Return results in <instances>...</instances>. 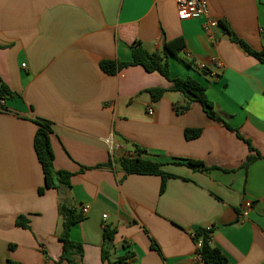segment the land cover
<instances>
[{
	"label": "crops",
	"instance_id": "1",
	"mask_svg": "<svg viewBox=\"0 0 264 264\" xmlns=\"http://www.w3.org/2000/svg\"><path fill=\"white\" fill-rule=\"evenodd\" d=\"M208 9L264 51V0H208ZM203 25L202 18L180 21L176 0H0V77L14 94L0 106L1 264H56L63 253L61 197L56 189L38 193L45 177L34 149L36 118L51 123L55 169L73 174L68 203L89 210L70 233L83 248L77 264H204L191 232L212 227L231 264H264V63L221 24L210 32ZM178 38L186 47L167 54L171 77L205 86L232 130L198 102L178 114L187 104L182 93L154 102L148 90L172 87L159 73L131 66L108 75L100 67L131 62L135 41L165 55V42ZM191 129L202 132L188 141ZM136 146L174 176L164 193L161 177L124 172L121 161L136 156ZM249 156L257 159L244 168ZM20 216L29 230L16 226ZM107 226L116 233L105 261Z\"/></svg>",
	"mask_w": 264,
	"mask_h": 264
},
{
	"label": "trees",
	"instance_id": "2",
	"mask_svg": "<svg viewBox=\"0 0 264 264\" xmlns=\"http://www.w3.org/2000/svg\"><path fill=\"white\" fill-rule=\"evenodd\" d=\"M225 29L230 40L238 44L247 54L253 56L261 63H264V51L258 52L253 50L245 41L240 39L234 31L231 29L227 22H219ZM165 55L158 53H149L142 45L140 41H135L131 46L132 61L131 62H114V61H102L100 67L103 72L108 75H116L119 71L131 67L141 66L148 73H159L161 76L166 78L172 87L169 89L154 88L148 90L154 102H157L163 98L168 91L182 93L186 99L187 104L182 108H177L176 112L182 114L190 108L193 103H200L203 107L204 112L207 116L222 124L227 129L231 127L216 113L213 104L208 100L206 94V87L201 83L192 78L180 79L172 78L170 73V65L168 61L169 55H179L185 49V40L178 38L170 42H165ZM207 73V72H206ZM13 92L9 86L0 77V106H5L2 101H8L13 97ZM37 125V131L34 138V149L37 159L42 167L45 184L39 188V195H44L48 189H56L61 197L59 204V215L63 219V232L60 236V240L63 242V253L60 260L56 264H77L74 260L76 254L82 255L83 248L80 244L75 243L70 238L72 228L79 222L84 220L82 212H78L75 206L69 204L68 194L72 188L71 179L73 174L66 171H58L55 169L54 161L55 154L51 144V135L53 134L51 123L44 119L36 118L34 120ZM202 130H186L185 138L190 141L197 139L201 135ZM239 137L245 140L241 135ZM249 145L250 150L254 151L250 141L245 140ZM147 154V151L136 146V156L125 157L121 161V166L126 175H146V176H159L162 178L161 193H164L166 189V182L168 179L173 178V175L168 174L163 170V164L144 159L143 156ZM257 157L249 156L244 164V168H248ZM177 165H184L193 170L210 171L213 170L207 167L205 163L195 160H180L175 162ZM16 226L24 229H30L29 220L25 216L18 217ZM116 229L110 226L104 228V241L105 249L103 250V260H108V254L111 244L114 240ZM191 233L193 241L196 245L199 242L202 243L201 247H197V256L201 257V262L204 264H231L229 257L225 252L213 242V235L215 228H198ZM107 244V248H106ZM152 247L159 253L161 250L159 246L152 241ZM14 248V246H11ZM124 263V260L121 261ZM1 264V260H0ZM7 264H17L12 261H8Z\"/></svg>",
	"mask_w": 264,
	"mask_h": 264
},
{
	"label": "built area",
	"instance_id": "3",
	"mask_svg": "<svg viewBox=\"0 0 264 264\" xmlns=\"http://www.w3.org/2000/svg\"><path fill=\"white\" fill-rule=\"evenodd\" d=\"M176 6L180 21L202 18L204 19L203 28L206 32H210L212 27L217 26L219 24L218 21L212 19L209 15L208 0H176ZM212 64L218 68H221L223 66V64L218 58L213 59ZM23 67H26V65H23ZM199 67L201 70L207 72L209 76H215L214 72L210 70L206 64H200ZM2 104L5 105V101H2ZM251 207L252 204L250 202L245 204L246 209H250ZM88 211L89 210L87 207L83 208L82 214L87 215ZM103 218L106 219L107 215H105ZM193 235L194 233H191V236ZM201 245L202 243L199 242L197 247H201ZM198 259L201 261L200 256H198Z\"/></svg>",
	"mask_w": 264,
	"mask_h": 264
}]
</instances>
